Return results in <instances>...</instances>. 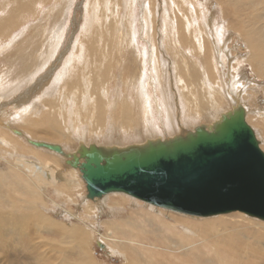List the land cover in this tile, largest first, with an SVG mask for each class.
<instances>
[{
    "label": "bare ground",
    "instance_id": "bare-ground-1",
    "mask_svg": "<svg viewBox=\"0 0 264 264\" xmlns=\"http://www.w3.org/2000/svg\"><path fill=\"white\" fill-rule=\"evenodd\" d=\"M175 1L174 9L166 12L160 9L159 13L156 0H146L139 11L134 6V0H85L84 7L90 16L87 18H94L98 22L88 21L83 31L77 28L72 31L75 34L72 40L69 38L71 52L67 53V58H63L67 60L64 61L66 71L62 68L57 72L62 62L52 66L51 71L56 72L51 80L55 83H51L53 88L49 90L52 98L47 99L42 108L39 107V115H31L34 117L31 118L24 110L20 116L25 119L18 122L21 126L17 128L13 125L14 115L11 123L4 118L5 110L0 109V264H101L92 255L98 241L104 243V252L121 257L124 261L122 264H264V220L242 214L230 215L229 218L218 215L202 219L186 217L179 212L140 203L133 197L117 192L88 199L79 168L66 163L80 145L93 143L124 148L157 139L166 140L193 131L199 125L211 127L222 114L237 106L244 108L247 123L253 120L256 126L252 123L251 128H257L254 130L258 135L256 138L260 137L264 148V106L252 111L255 115L249 118L247 114L250 108L244 104L248 102L247 97L251 98L249 102L252 100L256 105L259 104L258 99L264 101V0ZM72 2L0 0V42L12 36L16 40L30 28L23 24V20L33 13L36 4L54 3L51 7L55 9L53 13L50 12L52 8L46 10V22H51L50 25L55 27L54 35L44 34L39 28L34 29L37 36L43 33L41 54L30 60L31 57L27 55L31 54L29 51L24 50L27 53L22 54L17 50L15 55L16 49L12 51L11 66L19 64L22 70L18 73L22 77L20 82L15 83L14 79L12 87L0 84L1 93H17L31 79V82L34 81V75L40 70L32 68L37 62L45 69L48 59L57 55L62 26L67 17L62 12ZM213 3L216 4L215 8H211ZM245 8L249 14L243 13ZM126 10L128 14H123L122 11ZM213 10L218 11L219 15L214 14ZM122 14L125 18V37L117 35ZM153 18L160 23L168 22L172 37L158 40L162 33L159 25L158 28L154 27ZM135 26L142 28V34L147 35L146 44L140 47L135 41L138 38ZM130 35H134L135 44L133 40H125V44H122L124 38ZM165 35L168 36L167 33ZM231 35H237L241 50H236V56L228 58L230 63H235L233 60L240 56L236 60L237 67L240 63H247L257 82L255 80L244 88V83L239 80L242 73L238 72L235 76L228 72L229 78L220 88L221 94L215 91L217 88L213 89L217 77L211 71V66L227 52L225 43L227 39L230 41L228 37ZM21 43L25 44L26 41L22 39ZM166 45L167 50H163ZM134 46L138 51L127 55L133 52L129 49L134 50ZM9 52H3L1 57L10 56ZM159 52H167L174 64V69H169V72L181 83L178 88L173 82L178 92L173 91L176 94L173 96L172 91H166L167 99L163 92L164 78L159 76L162 75L159 59L164 60ZM148 59L156 63L151 76L155 72L153 78L155 75L158 79L163 78V86L160 82L155 94L148 85L154 80L151 81L147 74L148 65L144 66ZM124 62L127 67H116L117 63L121 65ZM18 73L13 75L18 76ZM138 76L142 80L137 82L134 78ZM112 79H117V82L110 85ZM120 79L124 83L121 81L120 84ZM58 81H63V84H58ZM246 88L252 93H246ZM244 92L246 98L243 102L241 96ZM29 93L15 99L13 107L22 109L24 100L29 103L27 110L35 107L32 102L35 96L33 94L32 98ZM225 96L234 100V107L222 111L221 99ZM0 107L6 108L5 105ZM198 119L199 123L196 121ZM30 140L57 144L62 153L35 146ZM70 193H76L77 201L74 204L81 206L85 213L83 218L78 213L75 215L76 211L74 215L72 211L67 212L62 219L52 218L45 213L51 201L55 203V197L71 196ZM103 215L107 218L102 223L100 218ZM179 226L187 228L182 231ZM101 228L104 229L103 233H100Z\"/></svg>",
    "mask_w": 264,
    "mask_h": 264
},
{
    "label": "water",
    "instance_id": "water-1",
    "mask_svg": "<svg viewBox=\"0 0 264 264\" xmlns=\"http://www.w3.org/2000/svg\"><path fill=\"white\" fill-rule=\"evenodd\" d=\"M29 142L62 153L57 144ZM66 163L79 168L88 199L117 192L182 214L239 211L264 220V151L242 106L211 127L166 140L124 148L80 145Z\"/></svg>",
    "mask_w": 264,
    "mask_h": 264
},
{
    "label": "rangeland",
    "instance_id": "rangeland-1",
    "mask_svg": "<svg viewBox=\"0 0 264 264\" xmlns=\"http://www.w3.org/2000/svg\"><path fill=\"white\" fill-rule=\"evenodd\" d=\"M73 2H72V4H70L69 5V8L68 7H65L67 10H65V8H64V10L65 11H63L62 13H64L65 15H67V17H66V21H65V23L63 24V26H62V30H61V33H62V37H61V41L59 42V44H60V46H59V50H58V53L56 52V54L57 55H55V56H53V58L52 59H48L49 60V62H48V66L46 67L45 66V69L44 68H42V66L43 65H41L39 62H37L36 63V66H33L32 68H36L37 67V69H40L39 70V73L37 72V76L36 75H34V77H33V79H34V81H32L31 82V80L27 83V85L24 87V88H22V89H20V90H18L17 91V93L15 92H13V93H10V94H4V91H2V93H1V91H0V106H6V108L4 109V108H2V107H0V109L1 110H5V113H6V115L4 116V118L5 119H7V120H9L11 123H13V121H15L14 123H13V125L15 126V127H17V128H19L21 125H19V123L18 122H22L24 119H25V117H23V116H20V114L21 113H23V111L24 110H26L25 112H28V115L30 114V116L29 117H31V118H34V117H32L31 115H34V114H38V111H39V109L40 108H42L43 106H44V103H45V101L47 100V99H50V98H52V96L50 95V89L51 88H53L52 87V85L55 83V82H51V80H53L54 79V76L56 75V72L53 70V71H51V68H52V66L54 65V64H59L60 62H62L60 65H59V69L57 70V72L60 70V69H64L65 70V64L66 63H64V61H67V60H65V59H63L65 56H66V58L69 56L68 54H70V52L71 51H69V50H71L70 49V42H71V40L73 39V37H74V34L75 33H72V31H74L76 28V30H80V31H83V29H84V27L85 26H87L88 25V21H90L91 23H93L94 21H95V19L93 18V19H90V18H87V17H90L89 16V14L88 13H86L87 11L85 10V0H72ZM79 1V2H78ZM126 1V0H125ZM136 3H135V7L137 8V11H139L140 10V8L142 7V5H144L145 4V1L146 0H134ZM162 1V2H161ZM198 2H200V0H197ZM202 1V0H201ZM143 2H144V4H143ZM160 2V3H159ZM183 2H184V0H183ZM192 2V1H191ZM80 3V4H79ZM142 3V4H141ZM173 3L174 4H176V1L175 0H156V4H157V7H158V9H159V13H160V9L163 11H170V10H172V9H174V5H173ZM74 4V5H73ZM194 4V3H193ZM52 5H54V3H52L51 5L49 4V3H46V4H40V3H38V4H36L35 5V7H34V11H33V13L31 14V15H29V17H26L25 18V20H23V24L24 25H26V27L27 26H29L30 28L27 30V31H25L20 37H18L16 40H15V38L12 36L11 38L9 37V39H7L6 41H1L0 42V84L3 86V87H12V86H14L13 84H14V81H15V83L16 82H20V80H21V77L22 76H19L20 74L19 73H21V70H22V68H20L21 66L19 65V64H16V65H14V66H11V58L15 55V52L18 50V51H22V54H26L27 52H24V50H27V51H29V53H31V54H27V55H29L31 58H30V60L31 59H33L34 58V56H38V54H41L42 53V50H43V46H44V42L42 41V36H43V33L44 34H50V35H54V31H55V27H52L50 24H51V22H46L47 20H46V12L47 11H49L50 10V8H52L51 10H50V12H54V10L55 9H53V7H51ZM194 5H196V4H194ZM200 6V5H199ZM215 6H216V4L215 3H213V4H211V8H215ZM45 7V8H44ZM47 7V8H46ZM131 7L133 8V3L131 4ZM134 7V8H135ZM139 7V8H138ZM41 8V9H40ZM84 8V9H83ZM169 8V9H168ZM48 9V10H47ZM42 10H45V11H42ZM47 10V11H46ZM75 10V11H74ZM213 11H215V10H213ZM127 13V10L126 11H122V13L124 14V13ZM75 13V14H74ZM217 13V15H219V12L218 11H215V13L214 14H216ZM243 13H245V14H249V11L245 8L244 9V11H243ZM79 14V15H78ZM122 14V15H123ZM128 14V13H127ZM129 14H130V12H129ZM137 14H139V13H137ZM33 15V16H32ZM39 15V16H38ZM98 16H99V14H97ZM168 14H166V15H164V16H167ZM71 16V17H70ZM78 16V17H77ZM86 17V18H83V17ZM248 17H250V16H248ZM30 18V19H29ZM38 18V19H37ZM44 18V19H43ZM137 18H140V16H137ZM168 18H169V16H168ZM33 20V21H32ZM73 20V21H72ZM82 20H83V22H82ZM84 20H86V21H84ZM153 20H154V23H153V25H154V27L156 28H158V25H159V28H160V33H162L160 36H156L157 37V39L159 40V39H161L162 41L163 40H166L167 39V37H172V30H171V25H169L168 24V22H166V24H164V23H160V22H158L157 21V18L156 19H154L153 18ZM45 21V22H44ZM78 21V22H77ZM101 21V20H100ZM121 21L122 22H120V23H118V25H117V30H118V32H117V35L118 34H120L122 37H125L124 36V34H125V18H124V15L123 16H121ZM85 22V23H84ZM95 22H98V21H95ZM151 22V21H150ZM75 23H77V24H75ZM80 23V24H79ZM139 24H141L140 22H138ZM152 23V22H151ZM77 25V26H76ZM32 26H34V27H32ZM55 26V25H54ZM119 26V27H118ZM25 27V26H24ZM44 27V28H43ZM75 27V28H74ZM169 27H170V29H169ZM33 28V29H32ZM35 28H39V30L41 31V32H43V33H40V35L39 36H37V34L36 33H34V29ZM81 28V29H80ZM49 29V30H48ZM52 29V30H51ZM142 28H139V29H137L136 28V26H135V30H136V35L138 36V38H137V40H135V38H134V35L132 36V35H130L129 37H127V38H124V41H122V44H125V43H123V42H125V40H133V43L135 44V42H134V40L136 41V44H137V46H141V45H143V44H146V41H147V35L145 34V33H143L142 34V31H140ZM33 30V31H32ZM39 30H37V31H39ZM32 31V32H31ZM36 31V32H37ZM168 31H169V33H168ZM171 32V33H170ZM69 33V34H68ZM157 33H158V31H157V29H156V31H155V34L157 35ZM167 33V35L168 36H166L165 34ZM20 34V33H19ZM24 34H25V36H24ZM42 34V35H41ZM146 35V36H145ZM48 36V35H47ZM165 36V37H164ZM236 36L237 35H231V36H229L228 38L230 39V41L227 39V41H226V43H225V46H226V48H227V52L224 54H222V56H221V58H220V61L218 62H214V64H212V66H211V71L213 72V74H214V76H216L217 77V84L215 85V86H213V89H215V88H217L215 91H217V92H220L221 94H222V91L220 90V88H223V86H222V83H224V81L226 82L227 80H228V78L229 77H227V73L229 72V74L231 73V74H234L235 76H236V73H242V74H240V81L242 82V83H244V88L247 86V87H249L250 86V84H253V82H255V80H256V82H257V78H256V76L253 74V72H252V70H251V68L248 66V64L247 63H240V64H238V65H240V66H238L237 67V64H236V60L237 59H239L240 58V56H237L238 58L237 59H235V60H233V61H235V63H230V61H229V57L231 56V57H233V56H236V50H238V49H240L241 50V46H240V43H239V41H238V39L236 38ZM24 37V38H23ZM49 37V36H48ZM67 38L66 40H65V38ZM133 37V38H132ZM29 39V42L27 41L28 39ZM71 40H70V39ZM23 39L24 40V42L26 41V43L24 44V43H21V40ZM63 39V40H62ZM142 39V40H141ZM14 40V41H13ZM35 40H37V41H35ZM19 41V42H18ZM42 41V42H41ZM229 41V43H227ZM66 42V43H65ZM6 43V44H5ZM40 43V44H39ZM231 43V44H230ZM235 43V44H234ZM2 44V45H1ZM228 44V45H227ZM234 44V45H233ZM237 44V45H236ZM1 46H3V47H1ZM19 46V47H18ZM26 46H28L29 47V50H28V47H26ZM37 46L38 48H35V47ZM40 46V47H39ZM42 46V47H41ZM67 46V47H66ZM231 46V47H230ZM239 46V47H238ZM13 47V48H12ZM15 47V48H14ZM22 47V48H21ZM236 47V48H235ZM2 48V49H1ZM17 48H19V49H21V50H19V49H17ZM26 48V49H25ZM40 48V49H39ZM67 48V49H66ZM69 48V49H68ZM167 48H168V45H166V47H164L163 48V50H167ZM233 48V49H232ZM235 48V49H234ZM10 51L11 49V54H10V56L9 55H7L6 57H4L3 58V56L1 57V54H3V52H9L8 50ZM14 49H16L15 51H14V55H13V50ZM39 49V50H38ZM63 49H64V51H63ZM7 50V51H6ZM36 50H38V51H36ZM128 50V49H127ZM129 50H131V51H133V52H128L127 53V55H129V53H136V51H138V49H135V46H134V50H132V49H129ZM140 50V49H139ZM40 51V52H39ZM67 51H69V52H67ZM9 52V53H10ZM24 52V53H23ZM68 53V54H67ZM166 54H167V52H165ZM165 53H161V52H159V56L160 55H162V56H160V58L162 57L164 60H162V59H159V63H158V65H160L161 67H162V72H161V74L162 75H159V76H163V78H161V77H159V79L156 77V75L154 76V78H153V75L155 74V72L153 73V75L151 76V74H152V71H153V68H156V63L155 62H152V61H150L151 59H148L147 60V62H145V64H144V66L145 65H148L147 66V74H148V76H149V78H150V80L152 79V80H154V81H152L151 83H149L148 85H149V90H151V91H153L152 92V94L154 93L155 94V92H156V89L158 90V88H160V87H158V85L160 84V82H161V85L163 86V83H164V86H165V90H163V92H164V94L166 95V93L167 92H169V90H170V92H171V94L173 95V96H176V94L175 93H173V91H177L178 92V88H180V84L181 83H179L178 81H176L177 79L176 78H174L173 77V74L171 73L170 74V70H173L174 69V64L171 62V60L169 59V57H168V54L166 55V56H164L165 55ZM230 53V54H229ZM132 54H131V57H132ZM12 55V56H11ZM32 55V56H31ZM61 55V56H60ZM68 55V56H67ZM63 56V57H62ZM11 57V58H10ZM60 57V58H59ZM130 57V58H131ZM223 57V58H222ZM6 58V59H5ZM159 58V57H158ZM167 58V59H166ZM7 59H9V60H7ZM36 59H37V57H36ZM46 59V58H45ZM169 59V60H168ZM48 60H46V61H48ZM166 60H168V61H166ZM225 61V63H223L224 61ZM227 60L229 61V64L230 65H228V62H227ZM6 63H5V62ZM10 62V63H9ZM22 62H24V60H22ZM53 62V63H52ZM165 62V63H164ZM168 62V63H167ZM9 63V64H8ZM25 63V62H24ZM42 63V62H41ZM131 63H133L132 62V59H131ZM126 62H124L123 64H121V65H118V63H117V65H116V67L118 66H126ZM154 64H155V66H154ZM169 66H168V65ZM216 64V65H215ZM225 64V65H224ZM234 64V65H233ZM8 65V66H7ZM37 65H41V66H37ZM51 65V66H50ZM82 64H80V66H81ZM129 65V64H128ZM133 65H135V64H133ZM151 65V66H150ZM153 65V66H152ZM220 65H221V67H220ZM244 65V66H243ZM7 66V67H6ZM9 66H10V68H9ZM17 66V67H16ZM18 66H20V67H18ZM80 66H78V68L80 67ZM131 66V65H130ZM168 66V67H167ZM246 66V67H245ZM49 67H50V69H49ZM127 67V66H126ZM152 67V68H151ZM223 67V69H221ZM227 67V68H226ZM232 67V68H231ZM240 67V68H239ZM16 68V69H15ZM31 68V70H33ZM47 68V69H46ZM75 68H77V67H75ZM74 68V69H75ZM120 68V67H119ZM167 68V69H166ZM235 68H238V69H235ZM242 68V69H241ZM10 72H8L7 70ZM42 69H43V71H42ZM125 69V68H124ZM150 69V70H149ZM170 69V70H169ZM218 69H219V71H218ZM17 70V71H16ZM156 70V69H155ZM214 70V71H213ZM230 70H231V72H230ZM239 70V71H238ZM243 72H242V71ZM18 71H19V73H18ZM42 71V72H41ZM66 71V70H65ZM65 71H63V74H64V72ZM75 71H77L76 69H75ZM170 71V72H169ZM226 71V72H225ZM53 72V73H52ZM165 72V73H164ZM13 73H15V74H17L18 73V76H15V74L13 75ZM164 73V74H163ZM167 73V74H166ZM218 73V74H217ZM53 74H55V75H53ZM58 74V73H57ZM181 75H183V77L185 76L184 74H181ZM244 75H246V77L244 76ZM2 76V77H1ZM38 76H40V77H38ZM43 76V77H42ZM50 76V77H49ZM18 77V78H17ZM45 77V78H44ZM52 77V78H51ZM69 77L70 76H68V78L67 79H69ZM156 77V78H155ZM242 77V78H241ZM60 78V77H59ZM132 78V77H131ZM2 79H4V80H2ZM15 79V80H14ZM50 80V82H49V80ZM121 79H123V78H121ZM119 80V82H120V84L123 82V80ZM133 79V78H132ZM134 79H136V81L138 82L139 80H142V78H140L139 76L138 77H135ZM157 79H158V81H157ZM163 79V80H162ZM219 79V80H218ZM2 80V81H1ZM14 80V81H13ZM117 79H112V80H110L109 81V84L110 85H112L114 82H117L116 81ZM128 80V79H127ZM160 80V81H159ZM163 81V83H162V81ZM168 82H167V81ZM173 80H175V81H173ZM248 80V81H247ZM39 81V82H38ZM122 81V82H121ZM252 81V82H251ZM62 82V83H61ZM58 81L57 83L58 84H60V85H62L63 84V81ZM156 82V83H155ZM173 82H174V84H176V86L178 87V85H180L178 88L176 87L175 88V86H174V84H173ZM41 83V84H40ZM50 83V84H49ZM51 83H53V84H51ZM56 83V85H58ZM124 83V82H123ZM172 83V84H171ZM39 84V85H38ZM44 84V85H43ZM46 84H47V86H48V84L49 85H51V86H46ZM152 84V85H151ZM154 84H155V86H154ZM167 85V88H166V85ZM0 85V87H2ZM59 85V86H60ZM170 87H169V86ZM37 86V87H36ZM157 86V87H156ZM56 88H59V87H57V86H55ZM169 87V88H168ZM239 89H240V87H239V85L237 86ZM28 88H30V89H28ZM47 88V89H46ZM152 88V89H151ZM27 89V90H26ZM35 89H36V91H35ZM163 89V88H162ZM172 89V90H171ZM41 90H42V92H41ZM44 90V91H43ZM20 91V92H19ZM24 91V92H23ZM155 91V92H154ZM167 91V92H166ZM30 92V93H29ZM34 92V93H33ZM245 92L246 93H252L250 90H248V88H246V90H245ZM245 92H244V94L241 96V98H242V101L244 100L245 101ZM22 93V94H21ZM28 93L29 94H31V97L33 98L34 96V99H32V102L34 103V105H35V107L33 106V108H28V110H27V106H28V101L27 100H24V104L23 103H21V106H22V109H20L19 107H13L14 106V101H15V99H19V96H21V95H23L24 94V96L27 94L28 95ZM46 93V94H45ZM18 94V95H17ZM33 94H34V96H33ZM6 95V96H5ZM26 95V96H27ZM38 95V96H37ZM3 96H5V97H3ZM8 96V97H7ZM9 96H12V97H9ZM37 97V98H36ZM36 98V99H35ZM244 98V99H243ZM259 98H260V96H259ZM166 99H167V95H166ZM249 99H251V98H249ZM249 99H248V97H247V100H248V102L246 101L244 104L245 105H247V107L246 108H250L248 111V116H249V118H251V117H253V114H254V112H252V111H254V110H257V108L259 107V106H264V101H262V102H260V100L258 99V103L259 104H257L256 105V102H255V104H253L251 101L252 100H250V102H249ZM4 100V101H3ZM6 100V101H5ZM38 100H39V102H38ZM41 100V101H40ZM221 100H223V101H221L222 102V111L224 110V109H226V110H231L233 107H234V105H233V102H234V100L233 99H231L230 97L228 98V96H225V98L224 99H221ZM241 100V99H240ZM243 101V102H244ZM2 102H4V103H2ZM40 103H41V105H40ZM252 103V105H250ZM37 104V105H36ZM249 104V105H248ZM25 105V106H24ZM42 106V107H41ZM249 106V107H248ZM253 106V107H252ZM254 106H255V108H254ZM12 107V108H11ZM40 107V108H39ZM38 108V109H37ZM254 108V109H253ZM13 109V110H12ZM15 109V110H14ZM31 109V110H30ZM22 110V111H21ZM251 110V111H250ZM34 111V112H33ZM221 111V112H222ZM19 112V113H18ZM251 112V113H250ZM14 115V117H13V119H12V116ZM250 114V115H249ZM39 115V114H38ZM255 115V114H254ZM18 117V118H17ZM23 118V119H22ZM13 121H12V120ZM211 119V118H210ZM20 120H22V121H20ZM204 121H205V119H203ZM203 120H201V121H203ZM17 121V122H16ZM197 122L199 121V119L198 120H196ZM208 121H210L211 122V120H206V122H208ZM250 122H248L249 124H250V126L252 127L253 125L254 126H256L255 124H254V122H253V120L251 121V119L249 120ZM199 123V122H198ZM209 123V122H208ZM252 123H253V125H252ZM16 124H18V125H16ZM197 124V123H196ZM255 129H257V128H254L253 127V130H255ZM257 135V134H256ZM258 136V135H257ZM257 138H259L258 140H259V142L261 143L260 144V147L262 148V150H264V148H263V141L261 140L260 141V137H257ZM8 159H10V158H8ZM86 191V190H85ZM86 193V192H85ZM69 194V193H68ZM71 194V193H70ZM67 195V194H66ZM70 196V195H69ZM68 195L67 196H65V195H63V196H59V197H55V203H52L53 201H51V203L50 204H52V205H50L49 204V206H50V208H49V210H48V212H45L47 215H49V216H51L52 218L54 217V218H57V219H62L63 217L62 216H64L65 214H67V212H71L72 214H73V212L74 211H76V212H74V214L76 215L77 213V215L79 216V217H81V218H83L84 217V215H85V213H83V210L82 209H80L81 208V206H77L76 204H74L75 203V201H77V196H76V193H73V194H71V196H73L72 198H71V196L69 197ZM74 196H75V198H74ZM124 196V195H123ZM65 197V198H64ZM124 197H126L127 198V196H124ZM129 197V196H128ZM72 199V200H71ZM74 199V200H73ZM61 202H60V201ZM71 200V201H70ZM136 201H138V202H140V203H144L143 201H141V200H138V199H135ZM57 201H59V202H57ZM64 201V202H63ZM74 201V202H73ZM68 202V203H67ZM59 205H58V204ZM67 206V208H66V206L64 205V204ZM54 204H56V205H54ZM145 204V203H144ZM73 205V206H72ZM74 205H76V207L74 206ZM54 208H53V207ZM58 207H61V208H58ZM63 207H64V209H63ZM79 208V209H78ZM52 211H51V210ZM71 209V210H70ZM73 209V210H72ZM159 209H163V208H159ZM59 210V211H58ZM67 210V211H66ZM82 212H81V211ZM56 213H55V212ZM78 211V212H77ZM165 211H167V210H165ZM58 212H60V213H58ZM81 212V213H80ZM172 212V211H171ZM62 213V214H61ZM79 213H80V215H79ZM173 213H175V212H173ZM73 214V215H74ZM234 214H242V215H244V216H246L247 214L246 213H243V212H239V211H233V212H229V213H224V214H218V216H221V217H230V215H234ZM180 215H182V216H186V217H195V218H200V219H202V218H209V217H215V216H217V215H215V216H206V217H202V216H195V215H188V214H182V213H180ZM247 217H249V215L247 216ZM107 217H106V215H103L101 218H100V221L103 223V221H105V219H106ZM249 218H251V217H249ZM257 218V217H256ZM85 220V219H84ZM229 220H231V219H229ZM90 221H92L91 219H90ZM70 222V221H69ZM65 223H68L67 221H65ZM180 227V226H179ZM178 227V229H180V228H182V227H180L179 228ZM185 228H187V226H185L184 228H182L181 230L182 231H184V230H186ZM191 230V229H190ZM193 230V229H192ZM102 231V232H101ZM195 231V230H194ZM104 232V229H100V233H103ZM95 237H98V235L97 234H95ZM94 237V238H95ZM101 244L102 246H99L98 244ZM96 248V249H95ZM104 248V243L102 242V241H98V243H97V246H94V249L92 250V255L94 256V258L96 259V261H98L99 263H101V264H122V263H124V261L122 260V258L121 257H119L118 255H115V254H113V255H111V254H109L108 252H104V250L105 249H103Z\"/></svg>",
    "mask_w": 264,
    "mask_h": 264
}]
</instances>
